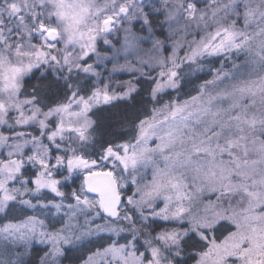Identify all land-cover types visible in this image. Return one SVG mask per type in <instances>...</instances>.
<instances>
[{"label":"snow or ice","instance_id":"1","mask_svg":"<svg viewBox=\"0 0 264 264\" xmlns=\"http://www.w3.org/2000/svg\"><path fill=\"white\" fill-rule=\"evenodd\" d=\"M0 264H264V0H0Z\"/></svg>","mask_w":264,"mask_h":264}]
</instances>
